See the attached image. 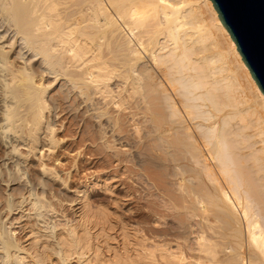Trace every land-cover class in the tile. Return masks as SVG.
Masks as SVG:
<instances>
[{
  "label": "bare ground",
  "instance_id": "bare-ground-1",
  "mask_svg": "<svg viewBox=\"0 0 264 264\" xmlns=\"http://www.w3.org/2000/svg\"><path fill=\"white\" fill-rule=\"evenodd\" d=\"M87 1V8L78 13L87 16V24L95 30L92 33L88 30L90 33L86 35L80 34V27L70 24L71 13L65 18L60 12L58 0H0V5L12 15L17 32L23 34L22 38L34 50V55L44 57L49 73L57 75L61 70L58 66L66 68L64 54L69 53L70 62L80 71L71 75L80 92H88L94 86L95 93L102 99H107L113 90L110 79L116 68L99 60L103 55L94 47L92 39L96 38L94 35L99 39H123L120 67L123 80H133V94L139 93L143 100L150 85L152 89L159 88L164 95L163 103L155 105L153 102L155 107L151 111L164 114L154 133L157 138L166 134L172 140L167 146L171 163L176 170H181L175 178L181 186L193 189L199 204L208 198V203L217 204L219 213L232 217L236 238L237 234L244 236L245 242L240 247L248 243L250 256L246 259L243 251L230 245L232 251L219 261L215 259L218 255L211 250L210 242L206 245L207 237L199 235L197 242L201 246L204 244L202 249L211 253L212 258L217 255L213 263L218 260L219 264H264V93L242 59L213 1ZM2 38L0 137L7 142L25 144V128L29 123L38 126L44 116L43 101L49 87L37 83L39 79L36 81L32 68L8 60L6 39ZM119 102L117 105H123ZM34 128L41 129L33 127V131ZM139 130L138 134L142 132ZM12 151L19 153L15 146ZM196 185L201 189L195 190ZM88 197L86 190L80 199L84 221L92 217L87 211ZM56 226H52L55 238L49 239L44 247L49 253L42 251L37 256L18 244L11 237L12 233H0L4 264L13 256L18 264H43L52 255L68 263L74 254L79 255L81 264H187L186 259L190 257L186 258L179 243L175 248L161 241L163 244L153 245L150 237L137 241L139 234L136 243L131 241L134 245L124 246L125 252H116L113 256L91 254V241L87 235L80 234L74 224L62 232Z\"/></svg>",
  "mask_w": 264,
  "mask_h": 264
},
{
  "label": "rangeland",
  "instance_id": "rangeland-1",
  "mask_svg": "<svg viewBox=\"0 0 264 264\" xmlns=\"http://www.w3.org/2000/svg\"><path fill=\"white\" fill-rule=\"evenodd\" d=\"M58 1L60 12L65 18L71 13L70 24L80 27V34L95 30L87 24V16L78 13L87 8V0ZM10 16L0 5V37L6 39L8 60L32 68L36 81L39 79L37 83L49 88L43 101L44 116L38 126L29 123L25 128V144L7 142L0 137V233H12L11 237L34 256L42 251L49 253L44 247L49 239L55 238L52 234L54 226L62 232L74 224L78 232L87 235L91 241V254L113 256L116 252H125L126 246L134 245L142 237H150L149 242L153 245L165 242L175 248L179 243L186 258L190 256L191 260H185L187 264H219L217 261L224 260L233 246L249 259L248 243L244 250L240 247L245 242L244 236L237 234L236 238L232 217L219 213L217 204L208 203V198L199 204L193 189L181 186L175 178L181 170H176L171 163L167 146L172 140L166 134L157 138L154 133L164 114L151 111L157 103H163L164 95L159 88L152 89L150 85L143 100L139 93L133 94V80H123V68L120 67L123 39H99L95 35L92 39L94 47L100 49L104 57L99 60L116 68L110 79L113 90L107 99H102L95 93L94 86L88 92H80L71 77L80 71L70 62L69 53L64 54L66 68L58 66L61 70L57 75L49 73L44 57L34 55ZM95 39L99 41L94 42ZM21 55L24 58H20ZM76 81L80 82L79 79ZM119 100L123 105H117ZM148 100L152 103H146ZM162 107L159 110L165 113ZM39 126L41 129L34 128L33 131V127ZM136 127L142 132L138 129L141 132L138 134ZM14 146L18 155L12 151ZM189 150L194 152L192 146ZM200 189L199 185L195 186V190ZM86 190L89 191L87 211L93 218L84 221L80 199ZM141 232L146 236H141ZM49 234H52L50 238ZM199 235L207 237L206 245L210 242L211 250L217 253L218 257L214 258L219 259L214 263L213 255L202 249L204 244L201 246L197 242ZM4 259L0 251V264H4ZM80 262L78 254H74L68 263L52 255L43 264ZM7 264H18L15 256Z\"/></svg>",
  "mask_w": 264,
  "mask_h": 264
},
{
  "label": "water",
  "instance_id": "water-1",
  "mask_svg": "<svg viewBox=\"0 0 264 264\" xmlns=\"http://www.w3.org/2000/svg\"><path fill=\"white\" fill-rule=\"evenodd\" d=\"M242 59L264 93V0H212Z\"/></svg>",
  "mask_w": 264,
  "mask_h": 264
}]
</instances>
